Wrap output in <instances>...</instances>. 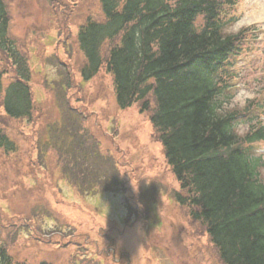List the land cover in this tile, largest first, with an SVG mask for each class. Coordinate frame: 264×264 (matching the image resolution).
I'll return each instance as SVG.
<instances>
[{
    "label": "rangeland",
    "instance_id": "rangeland-1",
    "mask_svg": "<svg viewBox=\"0 0 264 264\" xmlns=\"http://www.w3.org/2000/svg\"><path fill=\"white\" fill-rule=\"evenodd\" d=\"M5 1L11 35L32 69L35 104L30 120L6 118L3 125L19 144L17 153L0 150V240L14 263L223 264L206 225L191 217L192 207L171 198V190L179 191L180 183L149 121L153 96L145 112H140V102L120 109L113 77L105 67L88 82L80 75L85 58L75 41L76 30L89 15L102 19L99 0ZM234 1L223 6L221 18L226 32L242 33L241 52L227 66L229 101L241 113L236 128L242 136L257 120H264V0ZM203 22L198 16L196 27ZM0 69L7 71L6 86L13 72L1 52ZM64 76L69 86L62 89ZM59 91L67 92L70 104L84 113L77 112L75 120L84 119L82 124L97 144L91 171L101 172V177L118 176L126 193L118 184L117 193H95L93 187L79 194L62 178L58 154L37 159V131L63 119ZM252 149L264 156V141ZM141 195L135 208L128 206Z\"/></svg>",
    "mask_w": 264,
    "mask_h": 264
},
{
    "label": "trees",
    "instance_id": "trees-1",
    "mask_svg": "<svg viewBox=\"0 0 264 264\" xmlns=\"http://www.w3.org/2000/svg\"><path fill=\"white\" fill-rule=\"evenodd\" d=\"M99 2L102 19L89 15L76 30L75 41L85 58L80 67L83 81L92 80L105 67L113 77L120 109L140 102V112H145L153 96L149 121L180 183L179 191L170 189L171 198L192 207L191 217L206 225L223 264H264V156L241 146L242 141L264 140V123L259 121L257 128L239 136L240 113L232 108L227 92L231 76L227 66L241 52V32H226L220 15L233 0ZM200 15L204 22L199 29L195 22ZM0 52L13 72L4 86L7 71L0 69V150L11 154L19 151V144L6 132V118L30 120L35 104L32 69L11 35L5 0H0ZM61 85L69 86L65 76ZM61 92L57 102L63 119L37 131V159L58 154L62 178L79 194L93 187L95 193H117L118 184L126 193L118 176L101 177V172L91 171L90 157L97 154V144L82 124L84 119L75 120L77 112L84 113L70 104L67 92ZM141 197L128 199V206L135 208ZM14 262L0 240V264Z\"/></svg>",
    "mask_w": 264,
    "mask_h": 264
}]
</instances>
